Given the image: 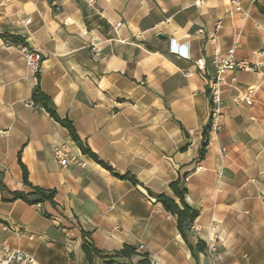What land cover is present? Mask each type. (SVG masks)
<instances>
[{"label":"crops","instance_id":"0c3cea01","mask_svg":"<svg viewBox=\"0 0 264 264\" xmlns=\"http://www.w3.org/2000/svg\"><path fill=\"white\" fill-rule=\"evenodd\" d=\"M239 2L242 12H229L230 0H0V32L25 41L0 37V181L28 192L21 162L32 185L55 190L54 205L0 199V254L22 249L34 264H264V0ZM232 46L255 70L224 75L220 127L199 160L211 59ZM23 48L41 53L40 89L57 114L142 186L83 154L31 100L37 74ZM248 87L251 104H234ZM60 145L67 166L54 156ZM183 173L185 202L198 210L188 241L210 237L212 251H191L154 200L178 201L169 183ZM83 241L99 254L88 259ZM125 244L136 254L118 255Z\"/></svg>","mask_w":264,"mask_h":264},{"label":"trees","instance_id":"16d2710c","mask_svg":"<svg viewBox=\"0 0 264 264\" xmlns=\"http://www.w3.org/2000/svg\"><path fill=\"white\" fill-rule=\"evenodd\" d=\"M0 37L9 40L12 43H20L25 46L24 38L20 35L10 34L6 32H0ZM31 100L38 104L40 107H42L55 121H57L59 124H61L63 127L67 129L69 132L70 137L72 140L77 144L80 151L83 154H87L89 157H91L95 162H97L99 165L104 167L105 169L109 170L114 176L125 179L130 181L134 185H141L136 179L135 176L129 172H125L123 174H119L114 171V169L109 166L106 162L99 159L95 153H93L87 145H84L83 142L80 140L79 136L77 135L75 128L72 124V122L67 117H60L51 101V99L41 91L40 85H39V77L37 74V83L35 87L33 88L31 92ZM208 140V127L205 125L203 129V141L201 143V146L198 151V159H202L204 156L206 144ZM186 146V145H185ZM185 146L183 148H185ZM20 162V159H19ZM21 168H22V183L23 185L27 186L29 188L28 192L24 191H10L8 190L5 185L0 181V191H6L10 194V198L0 197L3 201H13L16 199H20L28 204H40L45 201L55 204L54 202V195L55 190L54 189H45L41 188L35 185H32L28 180V174L25 166L20 162ZM187 176V173H183L178 176L177 179L169 183V188L171 189L173 196L178 199V201H175L173 198L167 196L164 193H160L154 197V200L161 204V206L169 213L175 216L176 218V227L185 241V243L188 245L190 250L193 249L200 252H205V243L197 239L195 245L190 244L188 241L187 235L191 231V225L194 221V219L198 215V210L194 209L193 207L189 206L185 202V194H186V187L184 186V180ZM142 186V185H141ZM44 216H49L46 212H42ZM85 234V233H84ZM82 250L85 253L86 257L90 259L91 254H99V250L95 248L93 245L88 244L86 241H83L82 243ZM117 254L120 256H132L135 253L134 248L128 245H123V247L117 251ZM107 263H110L111 260H107Z\"/></svg>","mask_w":264,"mask_h":264},{"label":"built area","instance_id":"2783aa9c","mask_svg":"<svg viewBox=\"0 0 264 264\" xmlns=\"http://www.w3.org/2000/svg\"><path fill=\"white\" fill-rule=\"evenodd\" d=\"M89 5H91L94 0H86ZM231 3V11L242 12L240 7L239 0H230ZM246 15V13H244ZM26 22L29 19H25ZM120 23L116 24V27L119 26ZM219 25H216V28ZM202 32V29L198 30ZM184 49V48H183ZM24 51V59L27 67L34 74H38L41 64V53L37 50H31L23 48ZM184 56H186L185 49L182 52ZM212 65V74L207 79V98L209 101V118L207 121L208 132H215L219 129V118L221 116V108L223 102V89L222 84L224 83V75L232 70H246V71H254L255 66L251 64L247 59H237L235 57V47H229L223 55H218L217 53L211 59ZM196 69L200 72L206 71V61L203 57H199L195 61ZM254 93L253 87H248L244 91L239 92L238 94L232 97V101L234 104H251L252 95ZM54 156L62 166H67L69 161L72 159H67L65 154L64 145H60L54 148ZM205 250L212 251L214 249V244L212 238L208 237L205 243ZM142 247V246H140ZM35 259L33 255L22 249H13L6 250L3 254H0V264H34Z\"/></svg>","mask_w":264,"mask_h":264},{"label":"water","instance_id":"95a60500","mask_svg":"<svg viewBox=\"0 0 264 264\" xmlns=\"http://www.w3.org/2000/svg\"><path fill=\"white\" fill-rule=\"evenodd\" d=\"M159 37H161V38H163V36L162 35H158Z\"/></svg>","mask_w":264,"mask_h":264}]
</instances>
